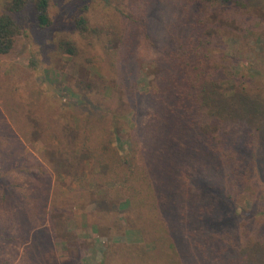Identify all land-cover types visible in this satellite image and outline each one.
I'll list each match as a JSON object with an SVG mask.
<instances>
[{
    "label": "rangeland",
    "instance_id": "374dc122",
    "mask_svg": "<svg viewBox=\"0 0 264 264\" xmlns=\"http://www.w3.org/2000/svg\"><path fill=\"white\" fill-rule=\"evenodd\" d=\"M48 1L49 25L40 28L24 13L22 34L12 51L0 56V264H235L245 258L243 264H264V131L256 132L262 144L249 194L228 202L229 211L222 207L232 221L228 233L236 237L231 245L236 252L230 253L223 250L230 235L222 222L213 224L211 238H225L210 256L202 252L201 240H187L182 225L174 232L173 220L160 240L136 216L161 225L166 213L121 206L129 200L124 183L94 158L106 145L131 160L137 140L131 131L138 133L128 117L131 98L152 90L153 37L171 15L150 19V35L141 22L123 16L133 15L131 0ZM247 4L242 21L234 23L238 28L220 39L232 75L227 86L220 85L219 98L236 101L233 95L246 87L252 97L259 93L264 105V93L250 90L253 83L264 84V0ZM79 17L87 22L85 37L75 31ZM125 28L130 39L139 40L137 66L117 64L114 44L127 36ZM61 41L72 43L74 56L63 51ZM136 67L137 79L123 85L119 75L126 71L120 68ZM246 128L253 133L252 125ZM40 195L45 196L41 205ZM195 224L187 225L194 234L203 229L202 222ZM191 243L199 247L191 249Z\"/></svg>",
    "mask_w": 264,
    "mask_h": 264
},
{
    "label": "trees",
    "instance_id": "16d2710c",
    "mask_svg": "<svg viewBox=\"0 0 264 264\" xmlns=\"http://www.w3.org/2000/svg\"><path fill=\"white\" fill-rule=\"evenodd\" d=\"M130 4L133 15L123 13V16L145 25V34L151 28L150 19L160 13L163 17L169 13L171 17L157 25L158 36L153 37L157 41V56L152 90L134 93L131 108H127L128 117L138 130L137 135L131 131V138L137 140L130 163L106 145L94 158L124 183L129 200L121 206L130 204L135 210L150 211L156 208L166 213L161 225L148 218L145 221L139 214L136 218L141 224H148L161 240L169 220H173L174 232L182 225L187 240H201L202 252L210 256L216 247H221L225 236L212 240L213 224L222 222L226 233L230 231L227 227L232 226L226 225L232 221L224 217L222 207H228L227 203H234L240 195L249 194L259 160L256 148L262 144L257 133L264 131V105L256 97L259 93L252 97L243 87L239 94L233 95L236 101L219 98L220 85L227 86L232 75L229 57L219 50L223 42L220 39L238 28L233 26H239L234 25L236 20L242 21L240 16L248 7L247 0H131ZM48 8V0H0V56L11 52L16 38L22 34L21 15L29 12L35 24L44 28L49 25ZM74 27L85 37L88 28L84 17L77 18ZM124 34L127 36L114 44L118 67L124 62L137 66L135 47L139 40L130 39L128 28ZM148 34L152 35V30ZM60 45L67 55H75L71 42L61 41ZM120 69L126 71L125 75H119L123 85L137 79V67ZM257 83L250 90L264 93V84ZM246 124L254 127L253 133L248 132ZM215 192L223 197L215 196ZM44 197L40 195L37 199L39 205ZM1 199H6L4 193ZM238 217V211H234V220ZM195 222H202L203 229L194 234L187 225L195 226ZM231 233L227 247L225 243L222 245L228 253L236 252L231 247L236 237H231ZM198 247L191 243V249ZM241 247L237 245V249ZM245 260H236L235 264H243Z\"/></svg>",
    "mask_w": 264,
    "mask_h": 264
}]
</instances>
